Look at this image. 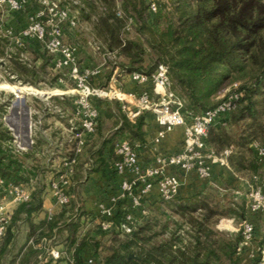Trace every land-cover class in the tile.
<instances>
[{
  "label": "trees",
  "instance_id": "16d2710c",
  "mask_svg": "<svg viewBox=\"0 0 264 264\" xmlns=\"http://www.w3.org/2000/svg\"><path fill=\"white\" fill-rule=\"evenodd\" d=\"M89 1L91 7L96 2ZM97 1L102 10L93 20L94 29L102 36L107 50L119 60L117 65L120 72L149 74L159 64L164 65L171 89L182 102L180 111L185 116L200 114L215 107L222 100V95H218L226 82H230L228 88L236 83L232 91L237 93V98L225 119L237 123L246 118L255 121L260 117L264 111V0H167L166 3L156 2V12L150 11L146 0ZM118 10L120 16L117 15ZM84 11V8L80 9L81 14L88 15ZM131 15L135 18L134 32L139 37L123 35L126 19ZM7 42L6 38L0 36V56L8 57L6 59L10 62V67H6L16 75L15 80L35 84L51 60V55L42 47L34 57L41 59V64L36 67L19 58L18 52L8 54ZM226 90L224 88L223 93ZM67 99L65 96L63 100L66 102ZM68 101L72 105V98ZM9 103L0 101V179L6 184L29 185L31 194L28 201L20 203L12 212L10 223L0 240V264H15L16 260L18 264H26L32 254H35L33 264H39L40 257L44 256V248L28 244V241L34 239L43 226L34 218L42 209L46 186L42 180L44 170L39 173L37 165L33 163L38 160L36 157H39L40 148L32 146L25 152L15 151L11 144L14 136L2 120ZM113 107L119 126L110 137L103 136L99 124L96 126V142L99 145L95 148L91 146L88 156L78 160L79 168L76 166L72 174L75 185L82 184L94 171V156L100 154V148L106 143H116L123 133H128L140 143L144 141L143 125L147 112L131 121L118 101H113ZM221 125L211 126L207 137L208 144L217 153L229 146L234 151L252 140L253 134L249 133L240 144H235ZM251 151L259 168L254 175H261L262 167ZM234 153L235 156L231 154L228 161L233 158L242 161L244 153L240 150ZM198 197L197 200L189 197L161 201L177 207L181 223L176 221L174 226H170L166 221L159 222L154 216H144L131 232H111L115 235L108 243H102L100 238L88 232L79 235L81 226L78 219L83 214V202L74 196L69 207L56 216L55 231L50 229L55 217L47 220L48 233L54 236L58 230H66L62 245L65 249L74 246L73 253L78 260L83 259L79 251L87 243L94 264H239L241 251L238 252L237 248L243 240L242 233L215 230L213 218L230 213L236 215L238 220L245 218L247 214L243 198L236 209L220 205L219 200L212 202L213 205L203 192H199ZM216 203L222 209L219 212ZM22 226L26 227V243L18 252L25 255L18 258L17 252L10 258ZM263 240L264 235L258 246ZM257 260L255 253L248 258L247 264H256Z\"/></svg>",
  "mask_w": 264,
  "mask_h": 264
},
{
  "label": "built area",
  "instance_id": "2783aa9c",
  "mask_svg": "<svg viewBox=\"0 0 264 264\" xmlns=\"http://www.w3.org/2000/svg\"><path fill=\"white\" fill-rule=\"evenodd\" d=\"M8 3L14 11L21 10L25 0H2ZM35 4V11L28 16V24L19 31L13 28L6 29L7 35L19 45L23 38H33L51 55L52 66L56 71L71 81L72 87L67 90L55 87L46 89L44 94H35L28 88L32 85H13L11 90L16 99L24 98L25 95H39L42 103L41 110H31L35 115L29 131L35 135L41 125L44 110L58 113L63 116V99L70 96L73 103V113L68 118L66 131L70 141L73 142L72 154L62 156L54 168L53 175L49 178L48 189L54 203L61 208L70 205L71 195L66 186L76 166L79 156L87 145L89 137L94 134L99 119L98 100H116L129 120L133 121L143 112L151 113L155 122L160 127L154 137L157 145L166 136V133L175 127L183 129V138L177 151L171 153L156 152L153 162L143 165L139 159L137 148L141 145L139 140L132 139L129 135L121 137L114 144L116 159L112 162L115 174L122 177L119 185V193L112 194L107 201L96 204L97 225L103 232L129 233L138 226L147 213L145 201L154 186H157L159 198L162 201L174 200L181 185L180 175L193 173L199 179L209 181L213 179L214 168L230 172L228 157L233 153L232 146L217 153L208 144L207 137L211 126L223 124L225 116L234 107L237 98L233 83L222 95V100L213 108L200 114L185 116L180 111L181 100L176 97L171 89V82L164 65L159 64L151 73L133 71L127 73L128 78L138 87L129 92L124 91L117 79L120 71L116 68L110 76L106 86L94 84L92 79L100 73L99 65H83L79 62V45L65 39L68 31L77 27L76 12L61 0H30ZM151 12H156V0H146ZM117 15L121 13L118 10ZM130 30L126 26L124 31ZM21 82V81H20ZM63 83V78H60ZM26 86V89H21ZM38 89V88H36ZM45 89V88H42ZM59 89V92L53 90ZM51 97H58L61 101H50ZM54 100V99H53ZM256 162L262 167L261 175H253L251 183L243 192H237L244 200L246 217L239 220L234 227L233 218H221L218 221L219 229L240 231L243 240L238 252L248 247L255 233V225L249 218V214L264 215V145L256 142L251 143ZM177 171V172H176ZM0 240L4 236L10 223L13 210L22 202L30 199L31 188L29 185L5 183L0 179ZM127 200V207L121 210L120 202ZM49 212L47 220H51ZM230 226H228V224ZM40 246L44 248V256L40 257L39 264H58L63 259L64 248H59L50 242L53 237L47 238ZM48 242V243H46ZM33 245L35 241L30 240ZM255 253L258 260L256 264H264V240L257 246ZM251 254L253 256L255 254ZM65 264H94L92 257L81 260L66 257Z\"/></svg>",
  "mask_w": 264,
  "mask_h": 264
},
{
  "label": "rangeland",
  "instance_id": "374dc122",
  "mask_svg": "<svg viewBox=\"0 0 264 264\" xmlns=\"http://www.w3.org/2000/svg\"><path fill=\"white\" fill-rule=\"evenodd\" d=\"M63 3L69 5V7L76 12L78 24L77 27L73 30L68 31L66 34V39L71 40L72 36H74L77 32H79V39L77 38L76 40L73 39L71 41L76 42L79 46L83 45L84 46V54L83 57L85 59H91V64L92 65H99L100 66V72L103 70L104 77L103 79L105 81L104 85H99V86H106L108 84V81L110 79L111 74L113 71L117 68L118 71L119 65H117V58L116 56L111 53L110 51L107 50V46L105 44V41L103 40L102 36L98 34V32L94 29L93 25V20L96 19L98 16L99 12H101L102 7L99 4V1L97 0H91V1H96L93 6L91 7L89 5V0H61ZM156 2L160 3H166L167 0H156ZM26 4H31L33 9L32 11H35L36 7L34 3H31L30 0H25L24 7ZM84 8V12L88 15H85L84 13L81 14L80 9ZM21 9V10H22ZM13 11L10 6L8 5L7 2L0 0V36L4 37L7 39V47L6 51L8 54L18 52L19 53V58H21L23 61L30 62L34 64L36 67H38L41 64V59L39 58H34L35 55H37L34 51L30 52L29 51H24V44L26 43L21 41V44L17 45L15 44L12 39L7 35L6 29L12 28L7 25V21L12 17ZM134 24H135V18L131 15V17H128L126 19V26H130V30L125 32L123 30V35L128 37V38H134V37H139L136 35L134 32ZM124 27V28H125ZM15 30V29H14ZM16 32L19 31L18 29L15 30ZM8 57H2L0 56V101H10L9 106L7 107V112L2 116V120L5 122V124L10 128L14 138L11 142L12 146L15 148V151L18 152H25L28 149L30 150L32 146H38L40 150L42 151L43 155H39V157H36L38 160L37 162L33 161L34 164L37 165L38 172L41 173L40 171L44 170L42 173L44 175H53L54 168L57 165L51 166V160L52 157L54 156L55 146H57V142L61 141L62 147H64L61 151L63 153H60V157L62 156H70L72 154V146L73 142L70 141L69 139V134L66 131L67 135L64 137H59V140L57 141L56 136L53 137L52 132H50L49 136H39L37 133L33 135L29 131V125L31 121L36 118L32 116L33 114L31 113L30 110V104L32 102H39V95H25L24 98L16 99L14 93L9 90L12 89L14 90L13 85H19L20 83L22 84H28L32 85L39 91L46 92L48 90L46 89H52L55 87L62 88L63 90L70 89L72 87L71 81L67 80L62 73L59 71H56L53 66L51 60L45 65L44 72L42 73L40 79L35 83L31 84L29 82H20L18 80H15L16 75L10 71V62L7 61ZM8 65L9 67H6ZM60 78H63L64 82H60ZM103 80V81H104ZM93 81V80H92ZM230 82H226V84L223 87L225 89H228ZM1 87H7L9 89L1 88ZM22 87V86H21ZM45 88V89H42ZM223 90L222 92L219 93L218 96L223 95ZM53 92H59V89L53 90ZM36 94V93H35ZM69 99L71 98L69 95L67 96ZM54 98L58 97H51L49 100L54 102ZM67 99L66 100V106L63 109V118H69L72 113H73V103L69 102ZM182 103V102H181ZM42 108V107H41ZM42 114H46L45 110ZM58 114V113H55ZM58 118V117H57ZM68 123V122H67ZM221 127L224 128V130L231 136V139L235 142V144L239 143L242 141L244 138L247 137L249 133L253 134L252 140L250 141L249 144H246L243 147H236L234 149L235 152L238 150L242 151L244 153V157L241 158L242 161L239 162V159L233 158L232 161H229V167H230V172H224L221 171L220 175L216 177V179L212 180H207V181H202L201 183L199 182V185L195 191H192L189 196H185L184 198H189L192 197L194 199H198V194L199 192H203V194L206 193L208 196L207 199L211 200L212 202H215V200H219L220 205L222 206H231L233 208L238 209L240 207L239 203L241 200V197H237L239 192H243L247 186L251 183L252 181V176L255 174L256 171H259V168L255 164V160L252 154V151L250 149V145L253 142L259 143V144H264V111H262L260 117H258L255 121L251 119H243L238 121L237 123H230V120L228 118L225 119L224 123L221 125ZM34 143H36L34 145ZM68 144V145H67ZM239 148V149H238ZM232 153L233 156H235V153ZM53 152V153H52ZM51 157V158H50ZM80 157V156H79ZM50 158V159H49ZM26 163L28 161H25ZM25 163V164H26ZM239 167H237V166ZM237 167V170L236 168ZM45 178V177H44ZM44 178L42 177V180L44 181ZM198 184V183H197ZM196 184V186H197ZM2 194L0 195V197ZM214 200V201H213ZM213 204V203H212ZM229 204V205H228ZM214 205V204H213ZM218 209L217 212H219L220 209L219 206H217V203L215 204ZM151 207L147 210V213L145 217L147 216H154L158 221H166L169 223L170 226H174V222L178 221L181 223V217L180 214L176 211L177 207L174 206V204L169 203L165 204L162 202H159L155 204L154 202L151 203ZM221 212V211H220ZM221 218H234V227L237 226V223L239 220L236 218V215L230 213V214H220L218 217L213 218V227L217 231L221 232H228V233H236L234 230H227V229H219L217 227L218 221ZM47 221V220H46ZM75 222V221H74ZM46 223L43 224L42 228L40 229L39 233L34 237L33 241L35 243L33 246H41L45 240L47 241L48 239L45 238V235L40 234L41 230L47 226ZM92 224V225H91ZM89 225H84L83 227L81 226L79 235L81 236L84 231L85 227L87 226V230L91 229H96V224L91 223ZM228 226L229 223H227ZM83 229V231H82ZM86 230V231H87ZM85 231V232H86ZM115 234L108 232L104 234H95L92 235L94 237L100 238L102 243H108L109 239L112 238ZM66 235L64 233L59 234L55 239H53L50 243L51 244H56V243H63L65 240ZM26 237V228H24L23 232L19 233L17 236V240L15 243V247L13 249V254L11 253V256L13 257L14 254H17L19 248L23 247L24 244L26 243L25 241ZM259 236L256 235V239H258ZM32 240V239H30ZM29 240V241H30ZM28 241V242H29ZM259 241V240H258ZM257 241V242H258ZM255 242V241H254ZM253 241L250 243L253 246L251 247L250 245L246 249H242L240 252V262L239 264H247L248 263V258H250L251 254L253 252L255 253V250L259 244V242L256 244ZM48 243V242H46ZM29 244V243H28ZM38 246V247H39ZM74 247V246H72ZM64 248V257L61 261L67 259L66 257L68 256L70 250ZM73 250V249H72ZM26 252V251H24ZM73 252V251H72ZM74 253H72L73 255ZM25 254L22 252L19 254L18 252V258H22ZM73 258L78 259L76 256H73ZM9 259V258H8ZM7 259V260H8ZM35 259V254H32L29 256L28 260H26V264H33ZM6 260V262H7ZM18 260H16L15 264H18Z\"/></svg>",
  "mask_w": 264,
  "mask_h": 264
},
{
  "label": "crops",
  "instance_id": "0c3cea01",
  "mask_svg": "<svg viewBox=\"0 0 264 264\" xmlns=\"http://www.w3.org/2000/svg\"><path fill=\"white\" fill-rule=\"evenodd\" d=\"M34 10L31 4H26L24 9L13 11L12 17L7 21V25L9 27H12L15 30H21L28 24V16L34 12ZM66 37V36H65ZM73 39H79V34L76 33L74 36L71 37ZM66 39V38H65ZM70 40V41H71ZM24 44V51L32 52L34 51L36 54H39L42 50V46L33 38H23ZM84 46H79V62L83 65H92L91 59H85L83 57L84 52ZM103 70L97 75L94 76L93 83L97 85H104L106 79L104 80V74ZM104 80V81H103ZM118 83L120 84V87L126 91H132L136 90L138 87L128 78L127 73L119 74ZM65 98V97H64ZM54 101L60 102L61 100L58 98H54ZM113 101L114 100H98L97 105L99 108V129L101 130V133L103 136L110 137L113 134V131L116 130V128L119 126L117 115L115 113L114 107H113ZM66 104L65 100H63L62 105L64 106ZM30 110H40L42 107V103L39 101L32 102L30 105ZM66 106V105H65ZM43 109V108H42ZM45 115H42L41 119V125L37 131V134L39 133V136H49L50 132H52L53 137L56 136L57 141L59 140V137H65L67 135L66 133V127L68 119L64 118L62 116H57L55 113L48 111H45ZM32 116H35L34 114ZM58 117V118H57ZM145 124L143 125V131H144V141L141 143V145L137 148L139 159L143 165L150 164L153 162L154 156L156 152H162V153H171L175 152L179 149L182 138H183V129L181 127H175L171 131L166 133V136L161 140V142L157 145L154 144V137L156 135V132L160 127L155 122V119L151 113H146L144 117ZM43 125V126H42ZM128 133H123L121 137L128 136ZM119 138V139H120ZM118 139V140H119ZM141 142V141H140ZM62 141L60 143L57 142V150L56 152H52L54 156L51 160V166L57 165L60 160V153H63L61 151L64 147H62ZM95 143V145H94ZM115 144V143H114ZM114 144L111 142L106 143L104 146L100 148L101 152L100 154H95L94 156V171H91V173L88 174V177L86 180H83L82 184L75 185L76 181L73 176H71L69 184L66 186L67 191L70 193L71 198L79 197L83 202V214L78 219L80 226L89 225L92 222L96 224V229L87 230V226L84 228L86 232H88L90 235L95 234H104L105 232L101 231L97 225V210H96V204L100 201H107L108 197L112 194L119 193V185L121 183L122 177L115 174L112 170V162L115 159L114 154ZM68 145V144H67ZM99 145V142H96V132L92 134L89 137L88 143L83 151V153L80 155L79 160H84L88 156V149L92 146V148H95ZM39 155H43L42 151L38 150ZM50 157V158H51ZM49 158V159H50ZM79 164V161H78ZM79 168V165L77 166ZM221 170L218 167L214 168V176L213 179H216L218 175H220ZM177 172V171H176ZM226 172V171H224ZM180 175L181 179V185L179 188V192L177 197L174 200H184L185 196H189L192 191H195L199 185V182L201 183L204 180L199 179L195 174L193 173H187L184 174L182 172H177ZM228 173V172H227ZM51 176L45 175L44 182H45V190L43 194V206L42 209L37 212L34 216L35 221L39 223H46L47 224V215L49 212L52 213V217H55V220L51 223L50 229L52 231H55L56 227H54V224L57 223V215L61 213L62 209L60 206H57L53 199L50 196L49 189H48V182L49 178ZM198 183V184H197ZM197 184V186H196ZM74 187V191H73ZM238 192V191H237ZM236 192V193H237ZM242 199V198H241ZM162 200L159 198L157 186H154L151 190L150 194L148 195L146 201H145V207L148 210L151 207V203H159ZM127 200H123L120 202V206L118 209L123 210L127 207ZM121 214V212L119 213ZM250 220L255 225V235L252 239L254 243H258V240H261V238L264 235V215L263 214H249ZM234 220V218H233ZM45 221V222H44ZM45 224V225H46ZM92 225V224H91ZM25 226L21 227V232H23ZM48 227L46 226L43 228L40 232V234L45 235V238H50L59 236L58 232L60 234L64 233L66 234V230L57 231V234H54V236L50 235L48 233ZM83 231V229H82ZM84 231V233H85ZM20 232V233H21ZM83 233V234H84ZM256 235L259 236L257 240ZM99 237V236H97ZM251 241V242H252ZM258 241V242H257ZM43 243V242H42ZM59 248L63 247L62 243H56ZM39 246V244H38ZM253 246L252 244L250 245ZM72 248L69 247L67 250H70L68 257L75 256L72 255ZM79 256L81 258H89L91 257V249L89 248V245L86 243L84 247L79 251ZM66 259L63 261H59L58 264H65Z\"/></svg>",
  "mask_w": 264,
  "mask_h": 264
},
{
  "label": "bare ground",
  "instance_id": "6f19581e",
  "mask_svg": "<svg viewBox=\"0 0 264 264\" xmlns=\"http://www.w3.org/2000/svg\"><path fill=\"white\" fill-rule=\"evenodd\" d=\"M25 87H26V86H22L21 89H22V90H23V89H26ZM28 90H30V92H32V93H36V94H40V95L45 93V92H43V91H39V90H37V89H35V88H30V89L28 88Z\"/></svg>",
  "mask_w": 264,
  "mask_h": 264
},
{
  "label": "water",
  "instance_id": "95a60500",
  "mask_svg": "<svg viewBox=\"0 0 264 264\" xmlns=\"http://www.w3.org/2000/svg\"><path fill=\"white\" fill-rule=\"evenodd\" d=\"M130 257H133V255H132V254H130Z\"/></svg>",
  "mask_w": 264,
  "mask_h": 264
}]
</instances>
